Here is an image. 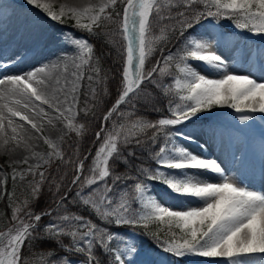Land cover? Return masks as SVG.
Instances as JSON below:
<instances>
[{
	"label": "snow or ice",
	"instance_id": "snow-or-ice-1",
	"mask_svg": "<svg viewBox=\"0 0 264 264\" xmlns=\"http://www.w3.org/2000/svg\"><path fill=\"white\" fill-rule=\"evenodd\" d=\"M26 3L51 22L70 24L72 30L49 34L33 25L20 36L19 52L7 58L0 52V153L11 167L9 174L0 166V200H6L11 210L5 229H0V264H164L155 257L145 259L147 254L131 238L111 247L119 233L71 212L69 206L75 205L89 209L106 225L143 229L161 252L177 261L198 256L218 258L213 264H255L257 254H264V190L242 186L228 172L237 160L235 142L246 135L258 114L264 120V49L233 51L231 36L217 29L223 27L222 21L231 20L239 30L264 34V0H176L167 13L161 0H70L57 8L50 0ZM108 24L115 27L105 30ZM159 24L169 38L153 36ZM75 32L108 38L117 53L114 73L101 68L102 57L95 55L93 44ZM177 32L183 43L175 52L165 54L164 47H154L157 40L164 46L172 43ZM51 44L60 48L54 60H27ZM67 48L74 49L71 56ZM245 58L253 68L259 61V77L238 73ZM191 62L210 75L201 74ZM173 63L182 74V79H174L175 87L186 93L178 97L182 103L169 100L168 116L155 121L142 117L133 121L140 111L137 105L160 111L146 86L163 94L159 78L172 76L165 66ZM61 64L63 80L52 71ZM12 68L16 71L10 72ZM216 75L219 78H210ZM85 80L88 90L82 94ZM109 80L115 81L116 94L101 112L111 96ZM214 108L234 110L239 124L204 121L201 114L211 116ZM126 117L132 128L124 131L119 122ZM89 120L99 121L94 133L99 146L94 155L89 151L81 158L64 141L69 133H86ZM160 138L165 143L152 154L151 146ZM177 139L198 145L201 151L176 145ZM261 139L264 143V134ZM41 145L47 151H37ZM137 150L148 151L155 168L131 164L139 159ZM213 150L218 155H205ZM89 158L91 163L86 164ZM55 161L57 173L70 169L59 181L48 171ZM121 161L129 165L126 172L117 169ZM9 179L13 186H28L23 200L7 191ZM148 181L163 185L177 206H164L149 195ZM137 203L142 210L134 206ZM165 221L168 230L163 237L148 230ZM37 242H54L56 248L35 250ZM260 259L264 264V256Z\"/></svg>",
	"mask_w": 264,
	"mask_h": 264
},
{
	"label": "trees",
	"instance_id": "trees-1",
	"mask_svg": "<svg viewBox=\"0 0 264 264\" xmlns=\"http://www.w3.org/2000/svg\"><path fill=\"white\" fill-rule=\"evenodd\" d=\"M176 1L174 0H161V5L164 7L165 13L168 11V7L170 5H175ZM172 15H175V11L172 12ZM115 25L113 24H108L106 26V29H111L114 28ZM164 28L163 24H159L154 27L153 29V36H158V37H163V38H169V33L167 30H163ZM94 45V52L97 57H102L100 60V66L105 72H109L110 74L114 73L116 68L118 67V64L114 63L117 59H115L114 54L116 53V48L109 43L107 37H100L99 39L95 37H91ZM173 42L170 44H167L164 46L160 40H157L156 44L154 47L160 48L164 47L165 54L169 50L172 52H175L178 48L181 47L183 41L179 38V33L177 32L175 34V37L172 38ZM157 56L160 55V52L157 51L156 53ZM182 66V65H181ZM166 72L171 73L172 76L165 79L164 77H160L159 79L163 81L164 84V91L163 94L161 91L153 88L152 86H146V91L152 93L155 97L154 103L156 105V108L159 109L160 111L154 112L151 107L144 108L141 107L140 105H137L138 108H140V111L135 114V116L132 117V120L134 121L136 117H142L148 121H155L161 116L167 115L168 111L165 108V105L168 103L169 100H172V93H170V84L172 82L171 78H180L182 77V74L179 72L177 66L175 63L171 64L168 66V69L165 67ZM87 74V71H86ZM95 86V85H94ZM111 96L107 97L105 100V103L100 107L99 111H104L108 106H110L112 100L115 98V81L114 80H109L107 84ZM87 81H83L82 87H81V92L83 94L84 91H87ZM83 105H81L82 107ZM125 111H128V109H125ZM82 123L85 121L81 119ZM88 126V131L84 133L82 136H77L75 133H70L66 140H65V147L72 152H76L77 155H79L81 158H83V155L87 154L90 150H92V154L94 155L97 146H95L96 143L95 138H94V133L99 130V121L98 120H89L86 122ZM119 123H130L132 124L128 119H124L123 121H120ZM135 131V130H133ZM151 135V132L148 133ZM163 144V138H160L158 142L151 146V153L154 154L158 152L160 145ZM137 156L139 157L138 160H132L130 161L131 164L133 165H139L142 164L146 168H155L156 166V161L152 158H150V153L148 151L141 152L137 150ZM91 163V158H89V161L86 162V164ZM58 161H55L52 163L50 168L48 169L50 176L56 177L57 181H59V177L65 176L66 173L70 172V169L68 168H61L59 170V173H57ZM129 165L124 164L122 161L117 165V169L120 172H126L128 169ZM135 174V172L131 173ZM67 178H70L67 177ZM29 179H31L29 177ZM110 182V181H109ZM132 182L129 181V184ZM7 191L8 192H13L16 197H19L20 200H23L28 192V186L26 184L22 183H17L15 186H13L11 179L8 180L7 183ZM75 192V189H73V194ZM45 193L46 195H49L47 193V185H45ZM40 206H43V201H41ZM37 210H39V206L37 207ZM69 210L77 215H85L93 220H96L99 224L101 223L97 217L91 213V211L81 205H75V206H69ZM10 207L7 205L6 200H0V229H5L6 223H7V218L10 215ZM68 239L65 238V243H68ZM40 248H45V249H55L56 245L54 242H46L44 244H40L37 242L35 245V250H39ZM100 250L97 249V253L99 254ZM27 255V251L25 252ZM36 259H39L37 257ZM73 260H75V257H73Z\"/></svg>",
	"mask_w": 264,
	"mask_h": 264
},
{
	"label": "rangeland",
	"instance_id": "rangeland-1",
	"mask_svg": "<svg viewBox=\"0 0 264 264\" xmlns=\"http://www.w3.org/2000/svg\"><path fill=\"white\" fill-rule=\"evenodd\" d=\"M174 1H176V0H174ZM50 2L53 3L54 8H57L59 3L70 2V0H50ZM227 21L229 22V20H227ZM14 23H17V25L19 24V25H24V26H31V25L32 26L33 25L38 26V25H40L42 27V29L45 30L49 34H52V33L59 34L61 32H66V31L72 30L70 24L60 25V24L51 22L50 20H48V18H46L38 10H35L32 6L28 5L26 3V0H0V26H6L9 24L12 25ZM233 25L234 24H232L230 26L231 30H228L229 32L225 31L223 29V27L220 29H217V30L226 32L229 36L236 34L238 36V38L242 41L241 46L239 48H245L247 46L248 42L250 41V44H252L258 48L264 49V35L263 34L260 36L261 39H258L257 37L250 38L246 34H243L239 29L235 28ZM74 35H76L78 37L83 36L85 38H88L90 41V38L87 36L86 33L75 32ZM59 50H60V48L57 44H51L46 48L38 49L37 52H35V53L40 57H46V59H43V62L45 63L47 61V59H53L54 60L55 55L59 54ZM64 50L68 51L70 56L74 52V49H71V48H67ZM114 57H115V59H117V54H114ZM28 61L32 62L33 59H29ZM191 63L193 65V67L196 68V70H197L198 69L197 63L196 62H191ZM60 66H64V65L61 64ZM24 67H27V65H24ZM9 70H10V72L16 71L15 68H12ZM72 70H73V65L71 64V62H69L68 71L71 72ZM83 70L85 71V69H83ZM172 86H173L172 89L179 91V94L177 95V98H176V103H182L181 101H179L178 97L181 95H185L186 93L178 90L175 87V83ZM221 113H226L227 115H225L224 118L223 117H221V118L214 117V118H209L208 120L223 121V122L225 121V123L236 124V125L239 124V121H236L233 119L234 110L228 109V108H223V109L214 108L212 110L213 115L221 114ZM202 115H203V113L201 114V116ZM262 124H264V120H262L261 116L258 114L255 121L251 122L249 128L246 130V135L234 144L233 151H236L239 149V146L241 145V142L244 139L249 141L250 135L252 133H255L257 131H263L264 132V128H262ZM175 144L187 147L189 149V151L195 152L193 145H189L184 141H180L179 139H177L175 141ZM248 147H249L248 143L246 146L241 147V150H239L237 154L235 153L236 157L241 158V157L245 156L247 153ZM262 148H264V146ZM36 150L41 151V152L47 151V146H44V145L38 146ZM0 166H3L5 172L11 173V167L8 166V157L3 153H0ZM41 170H43V169H41ZM228 174L231 175L230 172H228ZM148 183L152 184V191L149 193V195L153 196L158 202H160L164 206H177L174 198L166 195L167 189H165L163 185L154 184L151 181H148ZM137 205L140 207L139 209L142 210V205H140L139 203ZM191 206L196 207V206H200V205L198 203H193ZM166 224H167V222H166ZM167 229H168V226H167ZM109 231L119 233V236L117 237V239L120 241H122L124 238L133 239L138 245L141 246L142 253L147 254L145 256V259H151V258L155 257V258L160 259L162 262H164V264H169L168 263V256L165 253L161 252L159 248L150 247L149 243L146 241V240H148L149 237L144 235L141 231L140 232L142 234L138 233L136 231H133L132 229H130L127 226H121V227H118V230L114 229V230H109ZM204 258L205 257L188 256V257H185L186 262L184 264H201V261Z\"/></svg>",
	"mask_w": 264,
	"mask_h": 264
},
{
	"label": "bare ground",
	"instance_id": "bare-ground-1",
	"mask_svg": "<svg viewBox=\"0 0 264 264\" xmlns=\"http://www.w3.org/2000/svg\"><path fill=\"white\" fill-rule=\"evenodd\" d=\"M31 26H24V25H17V23L14 24H9L6 26V28H10V29H21V35L24 34L26 32V29L31 28ZM38 28L43 30L42 27L40 25H38ZM232 40L234 41V45H233V51H235L236 48H239L240 46V39H238V37H231ZM20 40V36L17 35V37L12 38V41L10 42H6L8 43L7 46L4 47H0V52L5 53L7 56V54H11L13 51L19 52L21 50V47L18 46V43L16 44H12L15 41H19ZM258 47L250 44V42H248L247 46L244 48L246 51L247 50H255ZM32 54H29L27 56V58H30ZM41 62V61H40ZM43 63V62H41ZM248 61L245 58V60L243 61V66L238 65L237 66V71L238 73H242V74H252L253 76H255V78L260 76V72H259V61H256V67L253 68L252 71H246V72H242V68H244L247 65ZM197 70L199 72H201V74H205V75H210V71L206 68H204L202 65L197 63ZM54 73L55 72H59L60 78L61 80H63V72H64V66H60L58 69H53L52 70ZM210 78H219L218 75L216 76H210ZM262 128H264V124H262ZM262 134H264L263 131H257L255 133H252L250 136V144L253 148H257L258 146L262 145ZM193 148L195 149V152H197L199 154V152L201 151L199 149L198 145L193 144ZM215 152L210 151L208 152L213 153ZM208 153H205V155H207ZM262 157L258 156H253L251 159H246L245 162L239 163L236 162L235 163V170L237 171V175H235L237 177V180L239 181V183L244 186H248L253 190H264V185L258 186V181L261 179V165H262V161H261ZM261 256H264V254H257L256 259H255V264H262V261L260 259ZM218 261V258H206L205 262L203 264H213V262Z\"/></svg>",
	"mask_w": 264,
	"mask_h": 264
}]
</instances>
